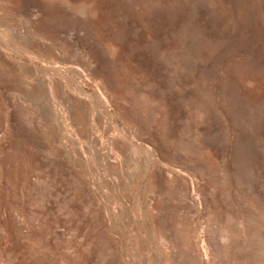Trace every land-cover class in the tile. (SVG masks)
Masks as SVG:
<instances>
[{
  "label": "rangeland",
  "instance_id": "obj_1",
  "mask_svg": "<svg viewBox=\"0 0 264 264\" xmlns=\"http://www.w3.org/2000/svg\"><path fill=\"white\" fill-rule=\"evenodd\" d=\"M0 264H264V0H0Z\"/></svg>",
  "mask_w": 264,
  "mask_h": 264
}]
</instances>
